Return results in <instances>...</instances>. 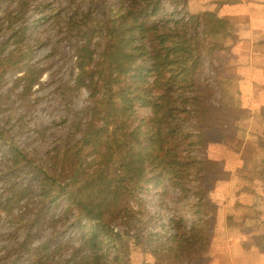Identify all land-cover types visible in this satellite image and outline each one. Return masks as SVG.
<instances>
[{"label": "trees", "instance_id": "obj_1", "mask_svg": "<svg viewBox=\"0 0 264 264\" xmlns=\"http://www.w3.org/2000/svg\"><path fill=\"white\" fill-rule=\"evenodd\" d=\"M165 2L172 11L166 10ZM188 2L91 0L92 7L96 4L95 11L103 5L106 12L92 18L89 11L85 17L91 16L90 27L77 34L74 45L75 81L78 87L91 91L90 106L86 111L71 113L68 108L71 118L68 120V115L64 120L65 134L44 154L41 164L27 158L25 150L9 140V131L0 126V151L6 148L3 158L8 164L0 180L11 170L29 168V173L40 180L41 198L40 214L29 226L31 230L37 226L38 234L52 228L50 237L41 244H19L11 264H106L99 238L103 234L110 247H123L118 243L120 235L115 236L107 222L121 218L138 225L136 213L142 210L135 212L131 200L144 207L141 196L150 189L164 194L169 185L180 192L187 190V178L195 164L206 163L198 175L221 172V162H203L191 153L210 143H225L220 133L238 121L241 111L221 105L205 74V60L213 63L219 49L205 36V30L214 29L217 17L210 12L191 14ZM159 12L165 15L163 20L156 18ZM82 23L87 25V21ZM18 24L16 18L9 26L14 44L20 38ZM25 66L15 87L21 83L29 88L33 85L35 66ZM141 109L150 110V115L140 117ZM23 193L29 196L28 190ZM199 197L203 202V196ZM60 200L65 201L62 214L50 215L51 206ZM205 206L192 203L197 217L183 245L171 243L163 224L157 232L149 233L150 240L161 244L152 251L157 264L169 259L182 261L194 252H210L213 222ZM71 216L74 219L68 227L80 235L81 245L73 247L71 255L63 259L65 245L55 244L57 226ZM148 219L160 220L152 214ZM198 244L203 247L198 249ZM255 244L261 248L264 240ZM114 264L126 263L118 254Z\"/></svg>", "mask_w": 264, "mask_h": 264}, {"label": "rangeland", "instance_id": "obj_2", "mask_svg": "<svg viewBox=\"0 0 264 264\" xmlns=\"http://www.w3.org/2000/svg\"><path fill=\"white\" fill-rule=\"evenodd\" d=\"M210 4L212 0L207 2L189 0L188 10L193 15H201L209 12H202V9ZM165 6L167 11H172L169 3L165 2ZM222 6L219 3L216 12ZM93 7H96V4H93ZM93 7L91 0H0V97L4 96L0 98V126L5 132L9 131V140L15 141L19 148L25 150L27 158L38 164H41L40 159L44 154L60 142L59 137L65 134L67 126L64 120L68 115V120L71 118L68 108L70 113L71 110L86 111L91 104V91L84 86L78 87L75 81L77 69L74 45L77 34L90 27L88 21L91 16L85 17L89 11L92 18L94 15L98 16L106 12L103 5L97 6L99 7L97 11ZM216 12L214 13L217 22L213 24L214 29L212 27L206 29L205 36L217 44L219 49L215 52L213 63L205 60V74L209 76L216 92L214 97L221 105L235 110L245 107L241 110L246 113V110L252 106H250L248 90H244L243 94L240 91L244 88V83L221 80L220 65L215 60L221 50L220 47L226 43V33L230 35L236 25L229 22L222 23ZM158 14L157 19L165 18L162 12ZM14 17L19 22L20 38L16 39L18 44H14L9 31V26L15 21ZM83 21H87V25H84ZM200 30L203 32L202 29ZM232 40L233 37L230 35V42ZM218 59L220 60V55ZM218 59L217 62L220 63ZM28 64L34 65L36 70L32 87H24V83L15 87L16 79L24 74L25 65ZM64 101H68L69 105L66 106ZM239 114L238 121L243 116L241 112ZM140 115L143 118L148 117L150 110H142ZM238 121L236 120L234 125L224 128L220 133L224 139L226 138L225 143L221 141L210 143L207 147H197V150L191 153L203 162H206V159L220 158L216 161L221 162L219 163L221 172L210 171L198 175L197 171L203 169L206 163L195 164L191 177L187 178V190L180 192L169 185L168 194H164L159 190L150 189L141 196L144 207L140 206V202L130 201L135 212L142 210L140 214L136 213L138 219L136 217L135 219L138 225L130 221L127 223L121 218L107 222V227L114 231L113 234L120 235L118 243L123 244V247L116 248L113 244L110 247L109 242L104 241L106 237L101 234L99 240L103 242L101 248L106 264H114L118 254L126 264H157L152 251L161 244L150 240L149 233L157 232L159 227L164 225L171 243L183 245L186 238L191 235V227L197 217L195 214L197 209L192 208V203L206 204L207 213L213 222L210 252L203 250L200 251L202 252L200 255L194 252L185 260L173 262L169 259L159 264H218L219 260L220 264H229V256L226 252L229 243L224 241V235L228 232L224 230V224L228 228L231 223L226 216L228 209H224L226 205L223 204L227 200L236 201L239 197L236 193L237 186L243 179L237 177L231 179L234 163L226 156L229 154L236 156L237 150L243 145L242 140L245 141L248 135L247 124L242 123L241 128L234 127ZM255 124L254 129L258 133L255 135L262 140L261 133L264 134V126L259 120L258 124ZM246 150L250 152L251 147L246 146ZM6 151L5 147L0 151V175L8 165L3 158ZM15 170H11L0 180V202L3 201L0 212L5 211L0 214V264H11L17 257L15 250L22 242L32 245L41 244L52 233L48 223L49 228L44 233L38 234L37 226L31 230L30 221H37L36 215L40 214L41 198L38 195L40 180L33 177L27 167ZM251 174L253 175L252 172ZM201 176L205 178L200 180ZM256 180L260 181V179ZM25 190L29 191V196L23 193ZM198 192L203 196V202L199 200V194H196ZM13 193L15 196L4 200ZM55 204L58 206L55 207ZM55 204L51 206L53 210L50 215L58 217L65 208V201L60 200ZM148 214L156 215L160 222L148 219ZM49 217L45 219L46 222L49 221ZM225 217L226 221L222 222ZM73 219L74 216L64 219L63 224L61 222L57 226L59 232L58 236H55L58 239L55 244L65 245L66 249L61 255L63 259L71 255L73 247L81 245L80 235L74 228L68 227ZM29 232L32 233L31 237L28 236ZM197 247L199 249L203 245L198 244ZM20 264H26V261Z\"/></svg>", "mask_w": 264, "mask_h": 264}, {"label": "crops", "instance_id": "obj_3", "mask_svg": "<svg viewBox=\"0 0 264 264\" xmlns=\"http://www.w3.org/2000/svg\"><path fill=\"white\" fill-rule=\"evenodd\" d=\"M224 2L227 4H222ZM219 3L223 6L216 12ZM207 11L216 12L222 23L236 25L230 33L233 37L231 42L230 35L226 33V43L218 52L220 60L216 54L220 63L215 60L220 65L221 80L244 83L246 89L240 91L243 94L248 90L252 106L246 113L242 111L245 107L240 109L244 115L234 126L241 128L247 124L248 135L245 141L242 140L241 150L236 152V156H226L234 163L231 179H243L237 186L239 197L236 201L227 200L223 204L226 205L224 209H228L226 216L231 223L228 228L224 224V230L228 232L224 241L229 243L226 252L229 264H264V245L260 248L255 244L256 240H264V134L261 133L262 140H259L254 129L258 120L264 126V0H212L210 6L202 9V12ZM246 146L251 147L250 152ZM225 221L226 217L222 222Z\"/></svg>", "mask_w": 264, "mask_h": 264}]
</instances>
